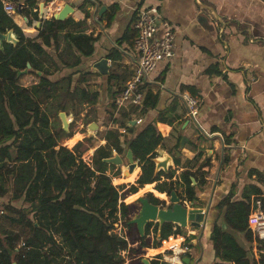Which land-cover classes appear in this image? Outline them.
Returning a JSON list of instances; mask_svg holds the SVG:
<instances>
[{
	"label": "trees",
	"instance_id": "obj_1",
	"mask_svg": "<svg viewBox=\"0 0 264 264\" xmlns=\"http://www.w3.org/2000/svg\"><path fill=\"white\" fill-rule=\"evenodd\" d=\"M22 14L28 27L33 21L39 22L35 36L23 33L3 10L0 0V32L11 29L18 40L16 44L0 45V196L8 192L6 183L9 182L12 200H22L26 205L2 206L0 264H124L126 259L129 264H143L141 248L157 249L161 244L162 247L171 236L182 237V229L164 223L159 230L156 223L153 232L157 241L149 244L145 236L138 235L135 224L129 223L138 205L124 201L146 184L155 182L157 192L169 196L175 186H180L183 199L194 201L206 181L210 160L199 162L200 154L187 160L196 164L197 170L187 167L177 180H173L175 170L154 174L152 159L158 156L156 148L163 139L154 123L136 132L134 126L128 128L132 135L125 141L120 139L119 130H105L100 139L106 142L93 151L90 163L82 160L81 152L58 144L73 136L70 124L67 130L53 124L54 130H50L49 117L41 105L57 99L58 110L67 114L70 105L96 103L97 92L82 86L93 74L81 72L85 67L82 57L92 55L95 38L85 33V20L39 18L30 8H22ZM119 57L115 51L107 55L113 61ZM27 62L31 64L28 73L41 72V76L36 74L39 82L29 88L21 86V76H17V71L25 69ZM62 68L70 72L55 80L48 78ZM74 75H78L75 81ZM154 103L153 95L146 93L144 105ZM122 115L127 123L129 114ZM80 144L77 142L75 146ZM177 148L176 144L174 149ZM128 149L141 172L134 183L117 187L112 180L120 177L121 165L105 159L112 157V152L124 157ZM169 154L175 165H179L180 157L173 151ZM198 171H202L199 178ZM192 180L196 181L195 185ZM262 183L263 189L249 186L237 200H233L231 190L214 205L216 219L210 235L217 259L214 264H264V243L256 237L250 224L257 200L264 211V179ZM147 198L153 204L163 203L151 192H147ZM220 216L227 229L217 223ZM119 220L127 228L125 236L113 231V225ZM151 225L152 222L145 225L144 235L149 234ZM237 233L254 245L259 251L257 256L237 241L234 236ZM151 264L159 263L153 260Z\"/></svg>",
	"mask_w": 264,
	"mask_h": 264
},
{
	"label": "crops",
	"instance_id": "obj_2",
	"mask_svg": "<svg viewBox=\"0 0 264 264\" xmlns=\"http://www.w3.org/2000/svg\"><path fill=\"white\" fill-rule=\"evenodd\" d=\"M1 2H11L15 6V12L10 16L26 36L31 32H24L25 29L35 30L31 36L37 34L35 27L38 21H33L32 26L28 27L22 8H30L37 12L39 18L42 13L41 18L47 19L68 3L72 8L69 17L75 21L85 20V33L95 38L92 55L82 57L85 67H88L87 71L97 78L99 84V87L90 91L97 92V102L107 106L99 105L95 112L105 114L108 108V115L114 118L123 117V112L129 114L127 123V119L123 117L124 127H121L122 124L114 126L112 121L111 128L106 130H119L122 134L125 131L129 132L128 128L134 126L136 132L144 125L154 123L163 138L156 148L157 157L171 151L180 157L179 165H175L172 159L169 170H175L173 180L179 179L181 172L187 167H192V171L197 170L196 164L187 163V160H192L197 154L201 156L199 162L204 159L210 160L211 167L205 176L206 181L200 186L197 194L199 200L196 198L191 205L205 209L210 203L206 224L201 228L189 225L187 228H181L185 229L182 237L171 236L165 245L159 246L160 248H145L146 257L140 255L141 259H147L150 263L154 260L161 264L167 262L165 260L159 262L156 256L172 250L178 258L180 253H184L183 257L187 256L190 261L202 264L201 235L205 226L214 221L216 213L214 205L231 190L234 194L233 200H237L249 186L263 189L264 2L262 0H1ZM151 6L157 7L161 19L170 23L174 32L173 55L157 63L144 85L145 97L146 93H151L155 99L153 106H145L143 103L139 110L136 107L128 111L116 110L114 100L117 92L131 75L137 61V54L133 49L135 36L133 21L139 9ZM161 34L162 30L159 27L155 36L158 38ZM111 51L118 53L119 59L113 61L107 58ZM101 58L107 59L109 66L107 74H100L93 68V63ZM109 76L112 77L108 79ZM182 92H187L200 100L199 112L195 119L187 115L186 105L180 96ZM135 120H140L139 124H131V121ZM128 134L130 139L132 134L130 132ZM120 139L124 138L121 136ZM125 140L127 139L122 141ZM176 144L178 148L174 149ZM121 168L125 166L121 165ZM134 169L136 173L126 180L129 183H134L141 172L138 163ZM199 173L198 171V178ZM195 184L196 181L192 182V185ZM150 185L154 189V184L145 186ZM149 191H152V188H149ZM144 192L147 190L142 193ZM158 193L166 196V193ZM134 200L128 203H133ZM182 200L187 204L190 202ZM199 201L205 202L203 205H196ZM253 214H256V209ZM220 219L217 223L223 229H227L222 217ZM237 234H234L237 241L251 254L257 256L259 251L254 245L246 242L243 234ZM173 248L179 251L175 252ZM166 256L171 255H164V259ZM168 262L174 264L172 261Z\"/></svg>",
	"mask_w": 264,
	"mask_h": 264
},
{
	"label": "rangeland",
	"instance_id": "obj_3",
	"mask_svg": "<svg viewBox=\"0 0 264 264\" xmlns=\"http://www.w3.org/2000/svg\"><path fill=\"white\" fill-rule=\"evenodd\" d=\"M24 27L25 26H23V28ZM24 32H26V31H24ZM34 33H35V30L32 31L30 33V35L34 34ZM87 68H88L87 66L84 67L81 70V72H87ZM67 72H70V71L62 68V69H60L59 72H54L52 75L48 76V78L55 80V79H58L59 77L65 75ZM77 77H78V75H74L73 81H75L77 79ZM38 82H39V77L36 75L35 72L27 73V74H25L19 78V84L21 86L28 87V88L31 85L36 84ZM82 86H86L89 90L92 91L95 88L99 87V84H98L97 78H95V76L92 75V76H88L87 82ZM57 104H58L57 99H52V100L50 99L41 105V110L44 111L47 114V116L49 117L50 130H54V128L52 126L53 124H56L57 126L61 125V127L63 128V123H62V120L60 119V116H59V114L62 111L58 110L59 108H58ZM95 104H91V106L86 105V104L81 105V106L80 105H74V106L70 105L68 107V112H67V114H65V118L67 121V128L70 124V130L73 132V136L70 138L62 139V140H60V142H58V144L65 146V148H68V149L76 151V152L77 151L81 152L82 160L86 161L87 163L91 162V157H92L93 151L98 146H100L101 144L102 145L105 144V143L101 142L102 140L100 139V136L107 128H111L112 121H113L114 126H118V124L124 123L122 116H118L116 118H114L113 116H109L108 115V113H109L108 108L105 110V114L96 113L95 111L98 109V107H100L99 105L103 106L104 104L100 103L99 101ZM105 107H107V106H105ZM128 133L129 132H126V131L123 132L121 134L122 138L128 139L130 136ZM124 139H122V140H124ZM77 142H81V144L78 147L75 146L77 144ZM115 154H116V152H112V155H115ZM122 165H124L125 168L122 169L120 166V172H121L120 173V179L117 178L118 180H115V179L112 180L113 185H115L117 187L121 186L122 184H127V185L132 184V183L127 182L126 180L136 170V169H134L131 173H127V160H125V159H123ZM199 172H202V171H199ZM133 179H135V177H133ZM162 180H164V179H162ZM155 184H156V182L154 183V185ZM6 187H8V192H6V194H4L3 196H0V209H2V206L7 204V203H10L13 206L18 207V208L25 207L26 205H24L22 203V200H19V201L12 200V198H11V196H12V184L9 182L6 183ZM152 189H153V187H152ZM144 190H147V192H151L152 196H154L155 198H158L160 201L163 202V203H159L158 206L166 208L168 205H170L169 196L167 194H166V198H159L152 191H149L148 187H144V188L140 189V191L136 195L128 197L124 201V203L127 202L126 204H129L128 202L135 199L132 202L139 205V202L137 200L138 196L139 197H147V192L142 193ZM174 190L178 193V195L180 196L181 199L184 198V195L182 194L183 187L175 186ZM119 191L122 192L123 190H119ZM197 200H199V198H197ZM204 202L205 201H199L198 204H196V205H203ZM215 215H216V213H215ZM134 216H135V214H133V216H131V219ZM220 218H221V216L219 217V219ZM213 219L215 220L216 216ZM219 222H221V219L219 220ZM156 223L157 222H155V221L152 222L150 232L148 235H142V236H145V238L148 240L149 244H153L157 241V237L155 238L154 232H153V227ZM132 224H135V223H132ZM212 226H213V222L212 223L210 222V224H207L203 230L202 235H201L200 249H201V253H202V258H201L202 264H214V262L217 261L215 258L214 252H213L212 242L210 239ZM135 227H136V224H135ZM136 229H137V227H136ZM184 230L185 229H182L183 233L185 232ZM113 231L118 233L121 236H125L126 232H127V228L124 226L123 221L119 220L118 222H116L113 225ZM137 231H138V229H137ZM138 235H140L139 231H138ZM238 235L239 234H237V237H239ZM142 236L140 235V237H142ZM55 237L58 238L57 236H55ZM133 246H136V243L133 244ZM183 247H185V243H184ZM141 250H143L142 252L144 253L141 255L143 257H146V249L141 248ZM124 254H125V252H124ZM183 254L184 253L179 254L180 259L182 258ZM164 255H175V254L172 250L167 251L164 254H160L159 258H158L159 262H160V260H165L166 262H168V260L164 259ZM124 264H129V260L126 259Z\"/></svg>",
	"mask_w": 264,
	"mask_h": 264
},
{
	"label": "built area",
	"instance_id": "obj_4",
	"mask_svg": "<svg viewBox=\"0 0 264 264\" xmlns=\"http://www.w3.org/2000/svg\"><path fill=\"white\" fill-rule=\"evenodd\" d=\"M3 10L11 15L15 12V6L11 2H3ZM132 27L135 31L133 49L137 54V61L132 68L131 75L117 92L114 100L116 110L128 111L132 107L139 110L145 100L144 85L149 74L155 69L158 62L173 55L174 32L170 23L161 19L157 7L139 9ZM159 27L162 34L157 38L155 35ZM180 96L186 105L187 115L195 119L200 107L199 98L193 97L187 92H182ZM139 122L140 120H135L136 124ZM260 206V201L257 200L256 216H254L255 214L250 216V224L256 237L264 243V211ZM2 212L0 209V214Z\"/></svg>",
	"mask_w": 264,
	"mask_h": 264
},
{
	"label": "water",
	"instance_id": "obj_5",
	"mask_svg": "<svg viewBox=\"0 0 264 264\" xmlns=\"http://www.w3.org/2000/svg\"><path fill=\"white\" fill-rule=\"evenodd\" d=\"M41 12V11H40ZM72 12L71 6L66 3L63 7L56 13L53 14V17L58 20H64L69 17ZM42 13L40 14V18ZM39 25V22H37ZM17 39L15 34L11 29L6 30L5 32H0V45L3 42H8L12 44L17 43ZM93 68H95L100 74L108 73V62L106 58H101L93 63ZM31 69V64L29 62L26 63V68L20 71H17V76H22L28 73V70ZM14 71L16 69L13 68ZM37 75H41V72L36 71ZM60 119L63 123V129L67 130V121L65 118V113L61 112L59 114ZM131 124H135L134 121H131ZM173 154H175L173 152ZM123 159L127 160V173L132 172L133 169L137 166V161H135L133 154L130 149L126 151L124 157H121L117 153L110 158L105 159L106 162L113 163L116 165H122ZM154 174L158 172L167 173L172 166V155L169 153L163 154L161 157H154ZM194 183V180H192ZM138 211L135 213V216L129 221V223H135L136 227L140 233V235H144V228L148 222H157L159 230L161 229L164 223H172L176 224L180 228H187L188 225L201 228L206 224L208 211L210 203L206 206L205 209L200 207H191L194 204L190 201L188 204L183 202L180 196L177 194L175 190H172L169 195L170 206L163 208L156 204L149 202L147 197H139L138 199ZM143 264H151L147 259H141ZM182 264H196L194 261H190L189 257L185 256L180 259ZM15 264V263H13ZM166 264H172L167 262Z\"/></svg>",
	"mask_w": 264,
	"mask_h": 264
},
{
	"label": "bare ground",
	"instance_id": "obj_6",
	"mask_svg": "<svg viewBox=\"0 0 264 264\" xmlns=\"http://www.w3.org/2000/svg\"><path fill=\"white\" fill-rule=\"evenodd\" d=\"M129 173H131V172H129ZM134 173H136V172H134ZM133 173V174H134ZM131 179H132V177H131ZM146 187V186H145ZM148 188H152V186L150 185V186H147ZM152 192L157 196V197H160V198H166V196L165 195H160L156 190H154V189H152ZM174 249V251L175 252H178L179 251V249H177V248H173ZM155 252V251H154ZM166 259H168L169 261H172L174 264H181V262H180V260H179V258L176 256V255H171V256H166Z\"/></svg>",
	"mask_w": 264,
	"mask_h": 264
},
{
	"label": "flooded vegetation",
	"instance_id": "obj_7",
	"mask_svg": "<svg viewBox=\"0 0 264 264\" xmlns=\"http://www.w3.org/2000/svg\"><path fill=\"white\" fill-rule=\"evenodd\" d=\"M170 205H168L167 207H169ZM184 255V254H183ZM183 257V256H182Z\"/></svg>",
	"mask_w": 264,
	"mask_h": 264
}]
</instances>
